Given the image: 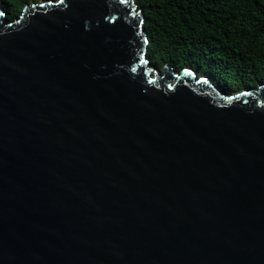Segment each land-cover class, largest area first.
<instances>
[{
	"label": "water",
	"instance_id": "water-1",
	"mask_svg": "<svg viewBox=\"0 0 264 264\" xmlns=\"http://www.w3.org/2000/svg\"><path fill=\"white\" fill-rule=\"evenodd\" d=\"M0 9V264H264V82L157 67L135 0Z\"/></svg>",
	"mask_w": 264,
	"mask_h": 264
},
{
	"label": "trees",
	"instance_id": "trees-1",
	"mask_svg": "<svg viewBox=\"0 0 264 264\" xmlns=\"http://www.w3.org/2000/svg\"><path fill=\"white\" fill-rule=\"evenodd\" d=\"M30 0H0L12 19ZM157 67L185 66L223 89L264 82V0H135Z\"/></svg>",
	"mask_w": 264,
	"mask_h": 264
},
{
	"label": "rangeland",
	"instance_id": "rangeland-1",
	"mask_svg": "<svg viewBox=\"0 0 264 264\" xmlns=\"http://www.w3.org/2000/svg\"><path fill=\"white\" fill-rule=\"evenodd\" d=\"M39 1H42V0H30V1H28L27 3H25V4H31L32 2H39ZM0 9H3V8H1L0 7ZM23 9V8H22ZM22 9L20 10V12L22 11ZM200 75H208L209 77H211V75L210 74H207V73H204V72H199V71H197ZM220 86V85H219ZM222 88V87H221ZM242 89V88H241ZM240 90V89H239ZM227 91V90H226ZM235 91H238V90H234V91H232V90H229L228 92H235Z\"/></svg>",
	"mask_w": 264,
	"mask_h": 264
}]
</instances>
